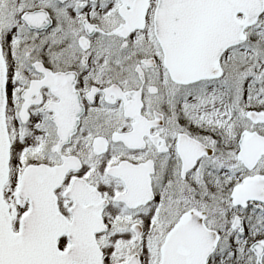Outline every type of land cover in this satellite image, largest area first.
<instances>
[{"label":"snow or ice","instance_id":"snow-or-ice-1","mask_svg":"<svg viewBox=\"0 0 264 264\" xmlns=\"http://www.w3.org/2000/svg\"><path fill=\"white\" fill-rule=\"evenodd\" d=\"M0 264H264V0H0Z\"/></svg>","mask_w":264,"mask_h":264}]
</instances>
